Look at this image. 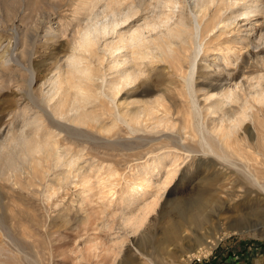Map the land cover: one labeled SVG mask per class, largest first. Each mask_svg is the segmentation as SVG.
<instances>
[{
  "label": "rangeland",
  "instance_id": "rangeland-1",
  "mask_svg": "<svg viewBox=\"0 0 264 264\" xmlns=\"http://www.w3.org/2000/svg\"><path fill=\"white\" fill-rule=\"evenodd\" d=\"M91 3L0 0V142L10 131L31 132L26 123L38 114L44 130L53 131L52 138L68 157L59 164L46 153L26 161L18 158L14 167L0 162L6 166L0 167V264H264V189L250 177L257 175L264 185V105L250 102L252 116L225 142L205 133L212 152L198 135L205 112L201 117L191 112L181 81L196 43L204 51L195 57L203 66L199 74L218 77L214 83H224L228 73L245 83L255 75L264 76V44L255 49L244 46L242 58L229 67L218 60L225 48L237 46L232 39L247 36L249 24L263 18L252 14L246 21H230L222 29L219 25L203 31L195 44L191 39L186 49L175 45L171 53L152 59L153 64L147 61L149 93L137 98L163 96L173 126L153 128V122L143 117L140 128L132 131L122 119L115 121L114 109L111 115L98 102L94 105L98 124L51 114L48 118L40 111L46 106L43 87L71 53L73 33L91 10L101 11ZM260 27L264 32V21ZM82 56L88 59L87 54ZM89 60L95 72L110 76L105 62L102 66ZM127 100L131 98H117L121 113ZM111 124L112 132L103 128ZM157 155L166 157L159 169L153 166ZM88 170L94 172L92 189L82 182ZM171 173L155 209L135 230L123 225L121 208L126 215L139 213V207L154 198L159 181ZM143 174L152 178L151 186L127 210L130 190L139 186ZM237 223L252 225L255 231H231ZM208 241L215 244L206 256L187 261L194 249L208 248ZM114 250L121 251L116 259Z\"/></svg>",
  "mask_w": 264,
  "mask_h": 264
},
{
  "label": "bare ground",
  "instance_id": "bare-ground-1",
  "mask_svg": "<svg viewBox=\"0 0 264 264\" xmlns=\"http://www.w3.org/2000/svg\"><path fill=\"white\" fill-rule=\"evenodd\" d=\"M91 4L99 5L101 11L96 10L98 13L90 11V17L73 33L71 53L67 56L62 69L49 79L47 78V85L45 88L43 87L42 91L43 98L41 97L46 105L43 109V106L40 107L41 114L44 113L43 116L47 114L49 118L48 114H51L53 117H72L82 124L88 120L97 121L98 124L99 117L94 110V105L98 102L108 112L114 109L115 121L122 119L132 131L140 128L138 126H140L143 117L153 122V128L171 127L173 124L168 119L170 109L164 106L163 96L155 100L137 98L149 93L146 74L148 63L153 64L152 61L156 60L155 57L159 58L164 53H171L175 45L181 44V47L186 49L185 46L193 38L195 44L197 39L201 38L203 31L210 32L219 25L222 29L228 22H235L237 19L246 21L252 14L261 16L263 20L261 21L260 17H257L255 23H250L247 28L248 35L232 39V43L234 42L237 46L225 48L226 52L218 60L222 67H229L237 59L242 58L240 51L244 46L245 48L251 46L252 49H255L264 44V32L260 27L264 21V0H93ZM195 45L194 50L196 49V51H191L193 56L190 57L188 70L182 75L181 81L191 112L200 117L205 112V121L199 119L198 135L201 137L203 145L209 151L214 152L205 133L215 135L220 142L227 141L229 137L237 133L247 118L253 114L250 102L264 105V76L255 75L246 81L248 83H245L242 80L236 82L234 75L228 73L222 79L224 83H214L213 81H220V79L207 74H199V68L203 66L197 64L195 57L198 52L203 51V47L199 43ZM246 53L250 52L247 50ZM84 54L88 55V59L82 56ZM89 59L102 66L105 62L110 76L108 77V74L104 72H95ZM147 61L151 62L147 63ZM223 85L225 86L223 87ZM221 87L223 88L218 90ZM119 95L131 98L130 101H125L126 109L122 113L117 104ZM200 103L203 104L202 108L199 107ZM160 108L163 109V113H159V115ZM110 113L112 115V111ZM212 114L217 116L209 117ZM41 116L36 114L26 123L31 127V132L26 131L25 128L20 131H10L0 142V162L2 164L4 162L6 166L14 167L18 158L26 161V159H33L35 154L39 153L53 156L55 164L65 161L67 157L65 148L60 147L58 140L52 138L53 131L44 130L46 126L43 122L44 119H40ZM115 121H113L114 124ZM114 124L103 128L112 132ZM217 156L227 159L223 155L217 154ZM165 158L164 155H157L154 158L153 166L157 169L161 168ZM71 160L69 159L67 162L71 164ZM0 167L3 166L0 165ZM86 173L83 174L82 182L86 187L92 189L91 174L94 172ZM108 175L109 178L112 177V170ZM172 177L173 173L166 175L162 182L159 181L154 198L142 204L139 207V213L131 212L126 215V210L121 208L122 224L135 230L143 222L145 216L158 205L164 195L160 191L165 189ZM250 177L253 183L264 189V185L260 184L257 175L250 174ZM139 180V186L133 185L130 190L131 194L125 207L127 210L138 203L140 196L145 193L144 189L151 186L152 178L147 175L140 177ZM251 226L232 225L230 230L255 231L250 228ZM231 231L215 237L214 241H219ZM208 242V248L194 249L187 256V261L206 256L209 248L215 244L213 241ZM120 252V250L113 251L114 259Z\"/></svg>",
  "mask_w": 264,
  "mask_h": 264
}]
</instances>
